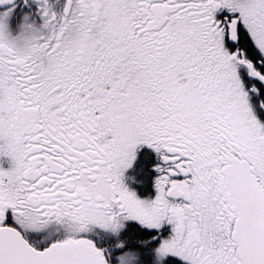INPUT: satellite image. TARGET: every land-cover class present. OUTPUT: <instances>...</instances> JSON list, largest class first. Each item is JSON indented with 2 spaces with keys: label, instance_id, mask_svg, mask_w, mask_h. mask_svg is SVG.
Wrapping results in <instances>:
<instances>
[{
  "label": "snow or ice",
  "instance_id": "obj_1",
  "mask_svg": "<svg viewBox=\"0 0 264 264\" xmlns=\"http://www.w3.org/2000/svg\"><path fill=\"white\" fill-rule=\"evenodd\" d=\"M0 264H264V0H0Z\"/></svg>",
  "mask_w": 264,
  "mask_h": 264
}]
</instances>
